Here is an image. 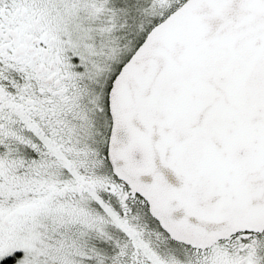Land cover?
<instances>
[{
  "label": "snow or ice",
  "instance_id": "1",
  "mask_svg": "<svg viewBox=\"0 0 264 264\" xmlns=\"http://www.w3.org/2000/svg\"><path fill=\"white\" fill-rule=\"evenodd\" d=\"M0 264H264V0H0Z\"/></svg>",
  "mask_w": 264,
  "mask_h": 264
}]
</instances>
